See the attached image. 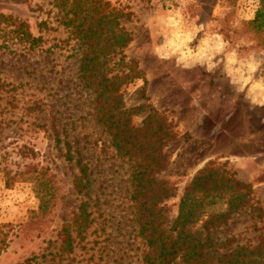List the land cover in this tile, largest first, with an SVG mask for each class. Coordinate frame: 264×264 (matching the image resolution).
Returning <instances> with one entry per match:
<instances>
[{"label": "rangeland", "instance_id": "rangeland-1", "mask_svg": "<svg viewBox=\"0 0 264 264\" xmlns=\"http://www.w3.org/2000/svg\"><path fill=\"white\" fill-rule=\"evenodd\" d=\"M103 1L131 14L121 21L132 35L123 55L142 78L119 89L130 126L140 127L150 107L172 124L167 166L157 177L173 194L159 205L164 221L176 218L185 188L210 161L250 185L264 209V44L243 29L258 0ZM0 14L42 39L27 53L0 48V264H145L131 199L134 163L96 119L95 96L79 80L75 35L60 25L53 0H0ZM28 177L48 190L42 204L36 192L43 186ZM228 227L230 250H252L264 238V220L248 214Z\"/></svg>", "mask_w": 264, "mask_h": 264}, {"label": "trees", "instance_id": "trees-1", "mask_svg": "<svg viewBox=\"0 0 264 264\" xmlns=\"http://www.w3.org/2000/svg\"><path fill=\"white\" fill-rule=\"evenodd\" d=\"M230 2L223 0L224 4ZM258 5L253 20L245 22L243 29L264 44V0H258ZM53 7L61 15L60 25L71 29L78 41L79 80L95 96L96 119L111 135L117 152L134 163L131 199L137 200L138 234L148 249L144 263L172 264L179 259L183 264H264V238L260 236L253 252L241 245L230 250L235 238L223 235L235 216L248 214L256 222L264 220V209L254 202L251 186L237 180L225 165L206 163L185 188L176 218L169 224L164 221L159 205L173 194L167 193L166 183L157 177L167 166L164 148L173 138L172 124L150 107L142 125L132 128L119 94L121 85L142 78L137 62L126 61L123 55L132 35L121 21L128 20L131 14L103 0H53ZM41 43L42 39L34 37L26 23L0 14V48L18 46L20 52L27 53ZM115 68L117 75L109 76ZM66 159L73 161L71 153ZM76 163L84 177L86 168L80 158ZM15 176L18 174L5 181L7 187ZM24 180H34L39 188L43 186L36 192L42 204L49 195L44 183L38 177ZM80 186L76 179L75 189L80 190ZM255 231L260 230L255 227ZM62 234L63 251L70 253L73 240L67 230L63 229ZM4 245L0 231V252Z\"/></svg>", "mask_w": 264, "mask_h": 264}]
</instances>
